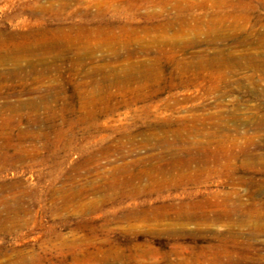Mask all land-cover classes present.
<instances>
[{"label":"rangeland","instance_id":"1","mask_svg":"<svg viewBox=\"0 0 264 264\" xmlns=\"http://www.w3.org/2000/svg\"><path fill=\"white\" fill-rule=\"evenodd\" d=\"M117 1L115 4L114 0H0V27L5 29L8 37L62 40V47L50 50L46 56L25 58V65L35 64L40 75L33 77L24 87L7 86L3 90L4 97L18 105L28 100L40 101L51 89L63 88L69 105L65 116V131L69 138L57 149L51 148L47 161L39 158L40 155L45 157L46 153L37 154L32 143L27 141L21 153L23 162L0 172V187L19 185L20 189L14 195L24 196V207L31 211L21 216L26 223L0 235V264H101L100 258L70 257L81 251L71 244H77L81 237L94 233L98 240L114 243L95 246L87 242L84 249L108 250L114 246L112 244L132 248L150 242L145 246L146 256L122 258L120 264L187 261L208 245L206 240L212 237V233H222L227 227L202 228L198 241L181 240L175 235L161 240H149L145 236L134 238L124 233L127 227L124 223L114 226L110 232L107 222L115 217L167 201L154 197L134 202L119 198L105 201L106 196L112 195L106 192L105 184L113 182L114 178L124 179L133 173L138 174L148 165L159 163V158L172 161L177 157V149L165 150L155 142H148L155 133L169 142H174L177 135H184L195 145L207 141L202 135L231 137L240 144L239 154L264 157V148L258 150L248 146L249 139L254 144L264 140V131L257 130L258 122L264 119V70L242 68L234 63L222 67L219 62L207 64L200 60L222 51L225 56L257 51L255 46L240 47L238 33L234 37L225 36V33L230 34L227 29L233 25V20L229 18L222 23L223 16L231 12L222 6V0H183L180 15L175 14L172 5L167 8L169 15L166 14V19L182 17L187 20L190 17V27L201 31L199 38L186 33L180 35L182 42L196 43L191 49L182 51H172L170 45L163 46L161 40L173 42V33L160 28L162 21L147 18L152 13L164 16L158 2ZM191 4L193 8H190ZM50 6L55 7L53 14L44 11ZM111 6L131 12L128 16L109 14ZM260 14L264 18V11ZM247 30L264 31L257 26L253 29L248 26ZM98 31L102 34L98 35ZM210 36H223V39L212 45L208 43ZM257 40V37H251L252 42ZM180 61L194 62L196 67L184 74L185 68L178 65ZM47 69L51 72L44 73ZM104 72L118 79L105 94L112 98L108 97L96 108L91 106L81 111L80 97L92 91L93 83L103 80ZM79 113L87 121H83ZM35 128L38 133L42 132L41 127ZM190 149L188 146L180 150ZM218 150L212 148L213 153ZM235 165L243 171L241 161ZM212 171L200 178L201 188L192 186L187 193L183 192V187L175 188L171 196L166 197L177 203L191 199L220 202L226 194L235 191L241 196L250 193L249 187L237 185L232 178L221 175L220 167L213 166ZM76 183L85 188V199L97 201V205L90 208V215L51 214L56 191L63 185L71 187ZM93 187L97 192L95 195L91 191ZM243 199L245 203H251L247 198ZM255 201L264 202V189L257 192ZM174 228L177 227L171 229ZM148 229L149 232L155 230L154 227ZM187 229L199 230L196 225ZM137 231L147 232V228L140 227ZM63 239L70 242L66 249L59 248ZM49 246L53 251H49ZM254 248L258 250L256 253L247 250L237 253L248 264H264V234L254 242ZM170 253L174 255L166 256ZM62 254L67 258L61 257ZM199 264L214 263L210 258V261Z\"/></svg>","mask_w":264,"mask_h":264},{"label":"bare ground","instance_id":"2","mask_svg":"<svg viewBox=\"0 0 264 264\" xmlns=\"http://www.w3.org/2000/svg\"><path fill=\"white\" fill-rule=\"evenodd\" d=\"M139 1L158 2L162 7L165 13L164 16L152 13L147 15V18L162 21L159 24L160 28L166 33H173V42L169 43L167 40H161L163 46L170 45L173 49L172 51L176 49L182 51L191 49L196 44H187L180 40V35L183 33L191 36L195 35L196 38L201 35L199 29L194 30L190 27V17L187 20L182 17L166 19L168 17L166 16L168 14L166 10L170 5L173 6L176 15H180L183 12V0ZM114 3L117 4L118 1L114 0ZM221 4L231 11L229 15L223 16L224 20H222V23L229 18L233 20V25L227 29L228 31L221 26L227 33H230H225V36L234 37L238 33L237 44L240 47L255 46L257 51L256 53L246 52L239 56H225L224 51H222L213 57H201V62L203 61L207 64H210L209 62H219L222 67L234 63L242 68L247 66L255 70H264V31L247 30L248 26H251V29L257 26L264 30V18L260 14L261 11H264V0H222ZM193 7L191 4L190 8ZM117 8L111 6L108 13H119V15L128 16L131 12L129 9L119 10ZM44 11L53 14L55 7H45ZM1 28L0 98L4 97L3 90L7 86L10 85L12 88L24 87L33 77L40 75L35 64L25 65L23 61L25 58L46 56L50 50L62 47L61 39L43 40L33 37L24 40L25 38L23 37H8V35H5V29ZM97 33L98 35L102 34L101 31ZM32 36H35V34L33 33ZM254 36L258 38L256 42L251 41V37ZM10 38L15 40L11 41ZM30 39H33V41L31 42ZM222 39L223 36H210L208 37V43L215 45ZM178 65L180 68H185L184 74L196 67L194 62L182 63L180 61ZM47 71L51 72V70L47 69L44 73H47ZM104 73L103 80L93 83L92 91L80 97L79 109L81 111L91 106L96 108L105 103L108 97L112 98L111 95L105 96V94H108V89L118 79L109 72ZM144 77L142 76L141 78ZM103 84L105 86H102ZM65 94L66 91L63 88L59 90L54 88L40 101L28 100L26 102H18V105L12 103L8 98H3L4 101L0 102V172L7 171L9 168L23 162L21 153L25 149L23 145L27 141L32 143V148L37 154H40V152L46 153L45 157L44 155H40V157L37 155L45 161L48 160L51 148L55 147L57 149V146H62L66 142L69 136L68 132L65 131V116L69 111V105L65 99ZM81 117L83 118V115ZM82 120L87 121L85 118ZM37 126L41 127V133L36 131L35 127ZM257 130L264 131V119L258 122ZM202 136L207 137V141L198 145L190 143L184 135H177L174 142H169L166 138L163 140L156 133L151 139H148V142H155L156 146L165 150L177 149V157L172 161L157 158L159 163L148 165L146 170L138 174L133 173L130 177L124 179L114 178L113 182L105 184L106 192L112 193V195L106 196L104 200L114 201L119 198L134 202L154 197L156 200L167 202L151 208L144 206V209H133L120 218L115 217L107 222V229L112 232L114 226L124 223L127 225L124 233L128 236H134V238L145 236L149 240H161L165 236L175 235L180 237L181 240L190 238L193 241H198L203 233L202 228L224 225L227 227L226 230L222 233H212V237L206 240L208 245L200 253L192 255L187 261L176 264H199L210 261V258L214 264H248L244 257L239 256L238 253L245 250L256 253L258 250L254 248V242L260 235L264 234V202L255 201L257 192L264 189V157L253 158L247 153L239 154L240 144L238 140L231 137ZM213 138L218 139V141ZM248 141L249 147H254L258 150L264 148V140H260L258 144H254L251 139ZM41 143L44 144L38 147ZM188 146L191 147L190 150H180ZM213 147H217L219 149L218 152L213 153ZM238 161L242 162L243 171L236 167L235 163ZM213 166L220 167L221 175L232 178L237 185L249 187L251 191L248 196H241L238 191H235L231 194H226L220 202H211V200L196 202L191 199L177 203L173 200H168L172 190L175 188L183 187L184 193H187L192 186L201 188V185H199L200 178L205 174L210 175L213 172ZM18 189H20V186L17 184L0 187V235L18 228L24 222L21 216L31 213L30 210L24 207V196L14 195ZM91 191L94 195L97 193L94 187ZM85 192V188L79 186V183L71 187L63 185L56 191L50 213L68 215L73 212L72 216L88 217L91 211L90 208L92 209L93 206H96L97 201L85 199ZM167 195L169 196L166 197ZM243 198H247L251 203H245ZM191 225H196L199 230L189 231L187 228ZM140 227L147 228V232L139 233L137 229ZM149 227H154L155 230L149 232ZM173 227L177 228L171 229ZM133 241L136 242L137 239ZM87 242L95 246L98 243H108V245H110L109 243H114L111 240H98V236L95 233L88 234L81 237L79 243L71 244L79 247L81 251L78 255H71L70 257H94L96 259L100 258L101 264H117L122 258H131L135 255L146 256L148 252L145 250V246L150 243L138 244V246L132 248H121L116 244H112L114 246L108 250L97 248L87 250L84 249ZM69 243V240L63 239L59 248L66 249L69 247ZM48 249L53 251L51 246ZM167 255L172 256L174 254L170 253ZM66 256L62 254L61 257L67 258Z\"/></svg>","mask_w":264,"mask_h":264}]
</instances>
